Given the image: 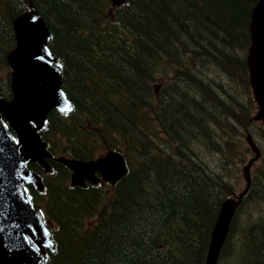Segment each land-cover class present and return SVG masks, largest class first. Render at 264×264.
Listing matches in <instances>:
<instances>
[{"label":"trees","instance_id":"16d2710c","mask_svg":"<svg viewBox=\"0 0 264 264\" xmlns=\"http://www.w3.org/2000/svg\"><path fill=\"white\" fill-rule=\"evenodd\" d=\"M256 1L30 0L72 103L67 115L50 111L39 133L52 155L43 190H31L53 225L46 264H205L219 206L254 155L247 134L260 158L217 264H264V122L252 120L245 65ZM27 9L25 0H0L5 99L11 21ZM107 150L127 166L113 185L72 186L54 159Z\"/></svg>","mask_w":264,"mask_h":264},{"label":"water","instance_id":"95a60500","mask_svg":"<svg viewBox=\"0 0 264 264\" xmlns=\"http://www.w3.org/2000/svg\"><path fill=\"white\" fill-rule=\"evenodd\" d=\"M26 1L28 11L12 20L15 46L6 55L12 96L9 100L0 96V264H45V257L40 252L44 248L53 252L50 233L40 214L31 209L22 183L41 190L39 177L27 168L26 163H36L49 171L46 160L50 154L39 137V131L44 128L50 111L67 114L72 109L61 88L60 62L47 46L50 31L32 3ZM113 2L120 4L123 0ZM248 32L250 44L246 67L257 106L253 120L264 121V0H257L252 7ZM1 118L15 134L16 142ZM247 142L255 157L242 167L245 181L242 191L224 199L219 207L205 264H217L232 217L250 187V167L260 152L250 136H247ZM60 161L72 172L73 185L82 186L84 179L95 183V171L111 183L126 172L122 156L114 151L87 162L76 159Z\"/></svg>","mask_w":264,"mask_h":264},{"label":"bare ground","instance_id":"6f19581e","mask_svg":"<svg viewBox=\"0 0 264 264\" xmlns=\"http://www.w3.org/2000/svg\"><path fill=\"white\" fill-rule=\"evenodd\" d=\"M205 48H206V47H205ZM194 52H195V51H194ZM209 60H210V59H209ZM181 61H182V60H181ZM183 61H185V60L183 59ZM199 62H200V61H199ZM199 62H198V64L200 65ZM184 63H185V62H184ZM184 63H183V64H184ZM211 63H212V62H211ZM199 65H198V66H199ZM208 65H209V64H208ZM205 67H206V65H205ZM203 68H204V67H203ZM202 73H203V72H202ZM203 79H204V78H203ZM232 79H233V78H232ZM206 81H207V80H206ZM204 82H205V81H204ZM237 82H238V81H237ZM206 84H207V83H206ZM223 97H224V96H223ZM224 100H226V99H224ZM224 102H225V101H224ZM226 102H227V101H226ZM242 102H243V101H242ZM244 102H245V101H244ZM245 103H246V102H245ZM233 105H234V104H233ZM211 108H212V107H211ZM251 116H252V115H251ZM240 129H241V128H240ZM243 129H244V128H243ZM241 130H242V129H241ZM226 133L228 134V132H226ZM226 133H225V134H226ZM227 134H226V135H227ZM246 134H247V133H246ZM223 135H224V134H223ZM232 135H233V133H232ZM228 137H230V136H228ZM224 138H226V137H224ZM231 138H234V137H231ZM227 139H228V138H227ZM216 140H217V139H216ZM261 140H262V139H261ZM221 141H222V140H221ZM212 148H213V147H212ZM258 148H259V147H258ZM191 151H192V150H191ZM215 151H216V150H215ZM193 154H194V153H193ZM218 155H219V154H218ZM196 159H197V158H196ZM246 194H247V193H246ZM243 198H244V197H243ZM260 202H261V201H260ZM258 203H259V202H258ZM252 204H253V203H252ZM250 206H251V205H250ZM252 208H253V207H252ZM257 210H258V209H257ZM249 212H250V211H249Z\"/></svg>","mask_w":264,"mask_h":264},{"label":"rangeland","instance_id":"374dc122","mask_svg":"<svg viewBox=\"0 0 264 264\" xmlns=\"http://www.w3.org/2000/svg\"><path fill=\"white\" fill-rule=\"evenodd\" d=\"M1 75V74H0ZM2 75H4V74H2ZM257 110V108H255V111ZM106 152V151H105ZM105 152H103V154L105 153ZM102 153H99V155H101ZM98 155V156H99ZM240 168H241V166H240ZM243 185H244V182L242 181V183L240 184V186L239 187H237V189L235 190V194L236 193H238L241 189H242V187H243Z\"/></svg>","mask_w":264,"mask_h":264},{"label":"snow or ice","instance_id":"6c2138e0","mask_svg":"<svg viewBox=\"0 0 264 264\" xmlns=\"http://www.w3.org/2000/svg\"><path fill=\"white\" fill-rule=\"evenodd\" d=\"M63 111V110H62Z\"/></svg>","mask_w":264,"mask_h":264}]
</instances>
